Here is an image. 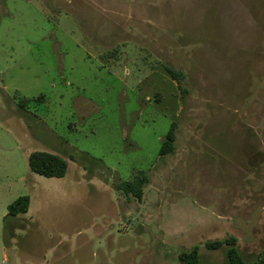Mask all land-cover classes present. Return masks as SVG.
<instances>
[{
  "label": "rangeland",
  "instance_id": "obj_1",
  "mask_svg": "<svg viewBox=\"0 0 264 264\" xmlns=\"http://www.w3.org/2000/svg\"><path fill=\"white\" fill-rule=\"evenodd\" d=\"M231 237L264 264V0H0V264H228Z\"/></svg>",
  "mask_w": 264,
  "mask_h": 264
},
{
  "label": "trees",
  "instance_id": "obj_2",
  "mask_svg": "<svg viewBox=\"0 0 264 264\" xmlns=\"http://www.w3.org/2000/svg\"><path fill=\"white\" fill-rule=\"evenodd\" d=\"M172 79L180 81V75L174 73L172 70H167ZM175 129L176 124L171 125L166 139L162 143L160 149V156H164L174 152L175 142ZM28 164L30 170L40 176L47 178H64L69 169L68 161L59 155L45 152L35 151L29 155ZM148 183V178L144 171H138L132 181L122 182L118 189L125 195H133L137 199L141 200L143 197L144 186ZM30 208V197L22 196L15 200L8 207V214L5 218H16L20 215L27 214ZM223 246H227V259L228 264H245L246 262L239 254L237 249V240L234 237L227 238L225 240H217L207 242L205 247L208 250H218ZM179 260L183 264H201L200 247L194 246L190 251H183L179 255Z\"/></svg>",
  "mask_w": 264,
  "mask_h": 264
}]
</instances>
